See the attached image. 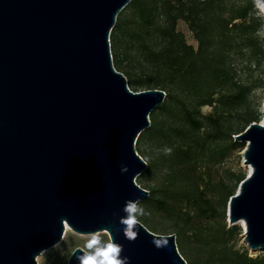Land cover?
<instances>
[{
    "label": "water",
    "instance_id": "water-1",
    "mask_svg": "<svg viewBox=\"0 0 264 264\" xmlns=\"http://www.w3.org/2000/svg\"><path fill=\"white\" fill-rule=\"evenodd\" d=\"M130 1L0 0V264H37L66 227L105 232L128 264H186L174 235L139 223L129 241L119 223L126 201L149 196L135 182L146 169L135 144L165 99L157 89L132 92L113 67L110 34ZM234 140L245 143L250 170L227 221H243L244 244L264 253V123Z\"/></svg>",
    "mask_w": 264,
    "mask_h": 264
},
{
    "label": "trees",
    "instance_id": "trees-1",
    "mask_svg": "<svg viewBox=\"0 0 264 264\" xmlns=\"http://www.w3.org/2000/svg\"><path fill=\"white\" fill-rule=\"evenodd\" d=\"M255 12L252 0H131L117 16L109 38L110 50L112 44L129 39L122 54L127 67L113 63L126 81L129 78V90L165 93L158 107L161 116L151 114L150 127L137 139L162 145L153 146L157 153L147 169H155L162 181L143 204L197 238L200 264H210L209 260L264 264V253L250 256L245 247L229 246L228 240L241 234L237 225L227 228L223 218L219 228H210L204 236L192 224L193 218L215 214L212 200L206 198L212 186L203 167L207 161L226 157L237 146L232 135L260 120L251 112L249 89L236 74L238 56L249 58L257 51L255 31L262 19L255 18ZM179 21L192 34L196 48L176 29ZM203 107L210 111L203 114ZM236 113L241 119L233 125ZM244 178L238 175L236 184ZM217 187L218 198L229 200L234 194V188L227 189L222 182Z\"/></svg>",
    "mask_w": 264,
    "mask_h": 264
},
{
    "label": "rangeland",
    "instance_id": "rangeland-1",
    "mask_svg": "<svg viewBox=\"0 0 264 264\" xmlns=\"http://www.w3.org/2000/svg\"><path fill=\"white\" fill-rule=\"evenodd\" d=\"M256 12L253 14L255 18H261V28L255 31V37L257 38V51L248 58V56L241 57L238 56L236 61V74L238 80H241L243 84H246L249 89V96L251 100V112L258 114L260 116L259 122L264 119V16L259 14V9L254 3ZM176 29L181 32L185 38L188 45L196 48V42L194 41L192 34L187 29L186 25L179 21L177 23ZM129 39L127 37L119 41V44L111 45V56L114 64H120L122 67H127L126 62L123 59V51L127 50L129 47ZM127 81H130L127 78ZM131 88V87H130ZM134 90V89H133ZM143 91L142 89H136L134 92ZM210 111L208 107L202 108V113L207 114ZM155 112L156 116H161L162 112L156 108L151 114ZM238 116L232 122L233 125H238L240 123V114L236 113ZM151 123V121H150ZM236 135H232V140L237 146L231 150L226 157L216 159V161H207L205 167L202 171L208 172L209 187L206 190V198H209L213 202V207L215 209V214L211 216L208 214L205 218H193L192 224L195 225L194 228H199L203 235H207L209 229L219 228L223 224V218L226 223L227 228L234 226L230 225L227 221V201L228 198L221 196L218 198V192L215 187L217 184L222 182L227 189L234 188V193L237 190L238 184H236L235 179L238 175L243 174L244 177L247 175L248 167L243 164L242 152L245 147V143L238 142L234 140ZM152 144V140L136 141L135 150L137 154L142 155V159L146 163V169L136 178V184L148 191L149 195L153 193L157 184L162 181L161 175L155 170H147L149 163L152 158L155 157L157 153V148L162 145ZM153 146H156L154 149ZM156 150V151H155ZM210 152L206 153L208 158ZM205 168V169H204ZM215 186V187H214ZM218 188V187H217ZM140 207L137 208V216L139 220L142 221L148 231L155 235H174L175 245L178 253L181 255L186 264H200L201 258L197 257V252L200 251L197 238H193L188 234L187 230H182V225L175 224L167 216L159 213L153 208H146L143 201H140ZM191 210V209H190ZM191 214H193L191 212ZM240 229L241 227L237 225ZM102 235L106 241H109V237L105 232L98 233ZM87 236H81L73 233L69 228L67 232L64 233L62 240L54 247L43 251L37 258V264H67L68 258L75 248H80L84 251ZM229 246H233L236 249L245 247L248 250L250 256H256L261 251L252 252L250 251L243 242V232L241 229V234L236 237H231L228 240ZM205 258V257H204ZM202 259V261L204 260ZM206 259V258H205ZM210 264H216L217 261L213 262L211 260Z\"/></svg>",
    "mask_w": 264,
    "mask_h": 264
},
{
    "label": "clouds",
    "instance_id": "clouds-1",
    "mask_svg": "<svg viewBox=\"0 0 264 264\" xmlns=\"http://www.w3.org/2000/svg\"><path fill=\"white\" fill-rule=\"evenodd\" d=\"M259 14L264 16V3L257 0ZM264 111V109H262ZM170 151V150H169ZM128 169L123 167L122 172ZM140 207L138 200H128L125 202L123 211L125 216L120 218L119 223L123 226V233L126 239L134 241L138 237L139 217L137 208ZM99 230L88 234L82 255L77 257L79 264H128V258L122 256L123 247L114 240L106 241ZM155 245L159 247L166 246V241L155 240Z\"/></svg>",
    "mask_w": 264,
    "mask_h": 264
},
{
    "label": "bare ground",
    "instance_id": "bare-ground-1",
    "mask_svg": "<svg viewBox=\"0 0 264 264\" xmlns=\"http://www.w3.org/2000/svg\"><path fill=\"white\" fill-rule=\"evenodd\" d=\"M261 3V2H260ZM262 123H264V119L262 120ZM248 170H250V167H248ZM239 226L241 227L242 231L245 229V224L243 221H240L239 223ZM68 230V227L65 228V232H67Z\"/></svg>",
    "mask_w": 264,
    "mask_h": 264
}]
</instances>
